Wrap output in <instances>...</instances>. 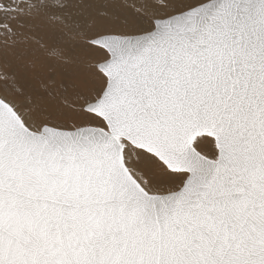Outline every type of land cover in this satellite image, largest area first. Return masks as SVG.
Returning <instances> with one entry per match:
<instances>
[{
	"label": "snow or ice",
	"instance_id": "snow-or-ice-1",
	"mask_svg": "<svg viewBox=\"0 0 264 264\" xmlns=\"http://www.w3.org/2000/svg\"><path fill=\"white\" fill-rule=\"evenodd\" d=\"M0 264H264V0H0Z\"/></svg>",
	"mask_w": 264,
	"mask_h": 264
}]
</instances>
